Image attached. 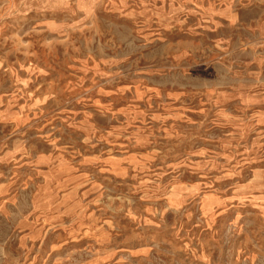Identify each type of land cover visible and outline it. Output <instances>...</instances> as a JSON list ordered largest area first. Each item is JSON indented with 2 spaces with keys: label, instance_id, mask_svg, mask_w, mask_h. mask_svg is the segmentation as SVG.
<instances>
[{
  "label": "rangeland",
  "instance_id": "1",
  "mask_svg": "<svg viewBox=\"0 0 264 264\" xmlns=\"http://www.w3.org/2000/svg\"><path fill=\"white\" fill-rule=\"evenodd\" d=\"M0 264H264V0H0Z\"/></svg>",
  "mask_w": 264,
  "mask_h": 264
},
{
  "label": "bare ground",
  "instance_id": "2",
  "mask_svg": "<svg viewBox=\"0 0 264 264\" xmlns=\"http://www.w3.org/2000/svg\"><path fill=\"white\" fill-rule=\"evenodd\" d=\"M50 207H51V206H50ZM50 207H49V208H50Z\"/></svg>",
  "mask_w": 264,
  "mask_h": 264
}]
</instances>
